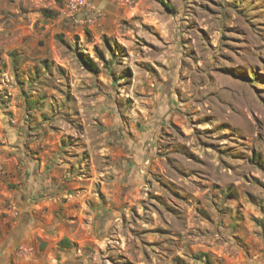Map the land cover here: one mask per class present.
Listing matches in <instances>:
<instances>
[{
    "label": "rangeland",
    "instance_id": "1",
    "mask_svg": "<svg viewBox=\"0 0 264 264\" xmlns=\"http://www.w3.org/2000/svg\"><path fill=\"white\" fill-rule=\"evenodd\" d=\"M92 7L68 20L63 0H0V226L28 229L16 251L264 264V0Z\"/></svg>",
    "mask_w": 264,
    "mask_h": 264
},
{
    "label": "crops",
    "instance_id": "2",
    "mask_svg": "<svg viewBox=\"0 0 264 264\" xmlns=\"http://www.w3.org/2000/svg\"><path fill=\"white\" fill-rule=\"evenodd\" d=\"M28 237V229L13 228L7 230L0 226V264H33L27 259L31 258V254L28 250L25 253L16 251L17 248L23 247ZM27 247L30 245H26ZM33 250V248H32ZM34 252V250H33ZM38 250H35V253ZM34 253V254H35Z\"/></svg>",
    "mask_w": 264,
    "mask_h": 264
},
{
    "label": "built area",
    "instance_id": "3",
    "mask_svg": "<svg viewBox=\"0 0 264 264\" xmlns=\"http://www.w3.org/2000/svg\"><path fill=\"white\" fill-rule=\"evenodd\" d=\"M84 9H93L92 0H63L62 17L74 20L75 16ZM94 15L100 16V11H96Z\"/></svg>",
    "mask_w": 264,
    "mask_h": 264
},
{
    "label": "trees",
    "instance_id": "4",
    "mask_svg": "<svg viewBox=\"0 0 264 264\" xmlns=\"http://www.w3.org/2000/svg\"><path fill=\"white\" fill-rule=\"evenodd\" d=\"M98 55H99V59H100L101 61H103V63L106 64L105 59H104V56H103L100 52H99ZM82 64H83V66H84L86 69H88V70L91 71V72L96 73V72L98 71V67H97V66L93 63V61H92L90 58H88V57L82 59ZM60 245H61V246L65 245V240H61V241H60Z\"/></svg>",
    "mask_w": 264,
    "mask_h": 264
}]
</instances>
